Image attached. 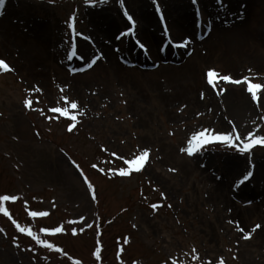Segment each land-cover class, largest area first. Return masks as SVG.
<instances>
[{"label": "rangeland", "instance_id": "obj_1", "mask_svg": "<svg viewBox=\"0 0 264 264\" xmlns=\"http://www.w3.org/2000/svg\"><path fill=\"white\" fill-rule=\"evenodd\" d=\"M263 50L264 0H5L0 59L13 70L0 69V196L18 199L0 203L10 213L0 212V264H264V148L184 151L202 132L264 135V104L247 85L214 88L207 76L264 85ZM241 96L249 113L234 108ZM71 103L70 133L51 109ZM144 150L141 172L112 175L125 167L118 156Z\"/></svg>", "mask_w": 264, "mask_h": 264}, {"label": "snow or ice", "instance_id": "obj_2", "mask_svg": "<svg viewBox=\"0 0 264 264\" xmlns=\"http://www.w3.org/2000/svg\"><path fill=\"white\" fill-rule=\"evenodd\" d=\"M121 5H123L124 0H119ZM197 0H193V3L195 4ZM5 3V0H0V7H3ZM155 3V0H154ZM92 6H95L94 4ZM157 11L159 12V6L157 4ZM124 14L126 18L130 21L131 29L129 32L125 33L124 35H133L134 34V27H135V20L133 17L128 14L127 10H124ZM162 15V14H161ZM76 23H77V18L75 16L71 17V22L68 24V27L71 30L72 36L75 39L76 37H81L83 36L82 33H79L76 29ZM84 39H90V37H83ZM139 43V42H138ZM188 44L187 38L183 41V43L178 44V47H186ZM141 48H144L145 46L143 44H140ZM73 53L75 54V48H73ZM96 63V59L94 58L91 60L88 64V67L91 68L93 64ZM0 69H3L4 71H12L9 67V64L6 63L3 59H0ZM208 78H209V83L212 84V86L215 88L217 84L219 83V80H223L228 84H246L247 85V91L251 93L252 98H254L255 102L258 105L264 104V85L259 84V83H253L251 78H245L244 80H239V79H233L231 76H220L218 72L215 70L209 71L208 73ZM219 78V79H218ZM27 107L32 108L33 101L31 99L26 101ZM79 105L77 103H71L70 108H61V107H54L51 109L52 112L54 113H59L61 116L66 117L69 121L72 123L70 124L68 131L71 133L76 127V121L78 117L76 115L70 114L72 110L78 109ZM193 142L191 146L188 148L184 149L189 155H195L196 152L200 150V148L205 144V143H211L214 141H219L224 144H227L235 149H237L240 153H250L256 146H264V135L258 134V132L255 131H250L247 134H245L243 137L241 136V133L233 132L230 134H220V135H212L209 136L206 134V132H202L199 134V136H194L192 138ZM115 156L116 154L113 153ZM149 151L144 150L140 154L135 155L131 158H125L123 156H118L117 159H120L123 161V164L125 167L118 168L116 170H113L112 175H119L120 177H130L134 172L139 173L143 170V166L146 164L148 158H149ZM73 164L77 169L80 168L78 164H75L73 161ZM93 167H97V165H93ZM82 171V170H81ZM100 171H104L103 169H100ZM252 173L249 172L247 173L243 180L240 181V183H244V181L248 180L251 177ZM85 181L87 182V177H84ZM89 188H92L91 183H88ZM94 193V189H93ZM95 198V197H94ZM18 197L16 196H9V195H3L0 196V203L7 202L9 200L15 201L17 200ZM153 207H157L156 205H153ZM170 207V205H169ZM0 212H3L5 216H10V213L8 212V209L5 207H0ZM32 217H45L48 216V212H37V211H32L30 213ZM15 223V221H13ZM16 227L18 228L19 232L21 233H26L27 236L31 237L32 240L36 242V244L41 245L44 248L47 249H53L54 245L51 243H48L46 240L42 239L39 235H37L35 232H33L29 228L21 227L19 224H16ZM259 227V225H257ZM255 230V229H254ZM45 233H48L47 229H43ZM63 229L62 227H57L55 228L51 233H48L50 235H55L56 233L62 232ZM243 231V229H241ZM250 238V237H246ZM57 251H61V249H56ZM195 251V250H193ZM97 256L99 257V253H97ZM193 259L198 260L199 256H194ZM77 264L79 262L77 261ZM172 264H176V261H173Z\"/></svg>", "mask_w": 264, "mask_h": 264}, {"label": "bare ground", "instance_id": "obj_3", "mask_svg": "<svg viewBox=\"0 0 264 264\" xmlns=\"http://www.w3.org/2000/svg\"><path fill=\"white\" fill-rule=\"evenodd\" d=\"M147 37H148V41L150 42V44L151 45H153V43H154V41L155 40H157L158 38H160L161 37V35H160V33L158 32V33H156V35H154V34H149V35H147ZM157 37V38H156ZM253 43V42H252ZM253 49H258L259 48V50H260V46L259 45H257V44H255V43H253ZM263 53H264V50H263ZM262 53V54H263ZM142 53L140 52V53H138V55H137V57L138 58H143L145 55H141ZM126 58V57H125ZM146 59H148V57L147 58H144L143 60H146ZM161 70H163L164 71V68L163 69H161ZM179 73V71H177V72H174V73H163V76L164 77H171V76H175V75H177ZM153 76V75H152ZM234 108H242L243 109V111H246L247 113H249V110H250V108H251V103H250V101H248L246 98H243V96H241L240 97V99H239V101L237 102V104H235V106H234ZM237 111V110H236ZM242 112V111H241ZM241 112H237L238 113V115L241 113Z\"/></svg>", "mask_w": 264, "mask_h": 264}]
</instances>
